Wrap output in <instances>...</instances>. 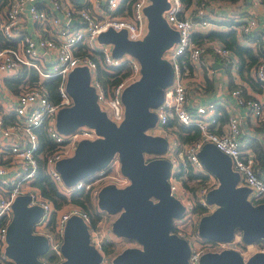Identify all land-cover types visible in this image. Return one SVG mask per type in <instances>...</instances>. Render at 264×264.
I'll list each match as a JSON object with an SVG mask.
<instances>
[{
  "label": "built area",
  "instance_id": "obj_1",
  "mask_svg": "<svg viewBox=\"0 0 264 264\" xmlns=\"http://www.w3.org/2000/svg\"><path fill=\"white\" fill-rule=\"evenodd\" d=\"M48 2V8L38 7L36 0H3L0 5L3 7L0 10V264H14L4 253V248L6 227L12 217L11 204L18 195L27 196V206L39 207L40 215L32 223L31 233L45 238L46 252L55 259V264L63 259L60 251L61 237L64 222L70 215L82 219L86 225L88 242L98 252L99 263H104L108 258L101 249V242H112L115 237H123L113 233L115 237L112 239L107 235L104 237L96 226L90 225L87 214L76 205L66 204L64 208L54 209L51 202L39 193L33 180L38 159L43 158L46 173L64 194L74 189H83L96 195L99 188L96 183L104 177L115 179L117 186L127 183L125 176L113 174L112 170L118 172L119 168L118 158L113 156L106 169L65 185L55 169V162L70 156L79 140H92L98 136L92 127L86 125H78L64 135L55 127V115L60 108L72 104L65 89L68 72L75 66L83 65L87 69L88 84L92 87L98 108L113 123L121 121L123 104L120 93L128 83L139 77V63L126 52L113 56L110 43L98 42L97 46L94 43L97 42V35L108 28L114 31L123 29L127 39L140 40L146 32L143 7L149 0H100L92 10L88 9L86 2ZM167 2L163 17L167 26L177 32V40L168 49L172 76L170 83L162 89L160 102L151 108L155 114L154 125L160 131L151 135L163 136L167 144L160 154L143 153V159L161 157L170 165L166 178L169 193L182 207L181 214L171 220L170 233L187 242L188 264H198V257L203 253L225 248L234 249L242 256L239 247L247 243L241 240L238 231H234L229 241L202 239L196 232L198 219L215 208V204L206 201L205 195L217 185L216 178L203 167L197 152L208 142L225 153L229 157L231 170L237 174L236 185L247 187L246 200L251 204L264 203V162L260 163L251 147L245 146L250 136L240 138L239 116L229 112L221 124L214 102L190 106L184 81L190 71L189 62L199 59L202 52L208 51V47L209 52L218 56L223 65L236 63L237 59L220 43L207 46L191 39L196 29L204 28L212 22L208 17L206 0H190L187 5L181 0ZM117 8H121V12H115ZM23 20L43 27L47 35H31L25 30L19 31ZM237 27V35L251 33L258 36L264 49V3L260 19L250 14L243 17ZM77 48L85 51L78 52ZM93 51L98 52V63L111 75L110 79H114L116 73L120 74L122 70L126 71L125 74L110 83L101 82L95 74L97 63L90 56ZM122 54L127 55V58L122 59ZM163 56L161 54L164 59ZM121 65L123 68H120ZM251 71L253 79L264 90V57L257 61ZM30 73H33L34 78L28 80ZM19 76L23 77L22 81L15 83L13 91L5 85L4 79ZM53 76L57 80L54 86L55 98L50 99L42 81ZM229 94L235 104L242 107L251 123L256 127L264 125L262 100L242 95L237 86L231 88ZM169 117L175 118L178 123L194 125L198 129V136L180 144L171 132L163 128ZM40 130L53 144L51 149L44 152L39 150ZM179 163L183 169L189 167L194 174L192 181L195 186L191 191L174 176ZM248 244L252 245L249 255L264 252L263 240ZM128 247H139V244L128 239Z\"/></svg>",
  "mask_w": 264,
  "mask_h": 264
},
{
  "label": "water",
  "instance_id": "obj_2",
  "mask_svg": "<svg viewBox=\"0 0 264 264\" xmlns=\"http://www.w3.org/2000/svg\"><path fill=\"white\" fill-rule=\"evenodd\" d=\"M167 7V0H149L143 7L146 32L140 40L127 39L123 29L111 28L96 37L98 42L112 44L113 56L126 52L139 63V77L120 93L123 117L118 124L110 121L95 103L83 65L68 72L65 89L72 104L60 108L55 115V127L60 132L86 125L98 136L79 140L70 156L55 162L65 185L106 169L113 154H117L120 173L127 178L125 185H104L95 195L101 211L116 213L110 222L112 233L139 244L114 254L112 264H188L187 242L170 233L172 218L182 212L180 203L169 193L166 178L170 165L161 157L143 159V153L160 154L167 144L163 136L145 132L155 123L151 108L160 102L162 89L172 76L170 64L160 56L177 40V32L167 26L163 17ZM197 156L217 180V185L205 195L215 208L198 219V236L229 241L238 231L243 242L264 241V203L251 204L246 200L248 189L236 185L237 174L231 170L229 157L208 142ZM26 202V195H18L12 201L4 253L14 264H42L39 257L46 252L45 238L31 233L40 209L37 205L27 206ZM60 251L63 259L57 264L99 263L98 252L88 242L86 225L76 215L64 222ZM198 264H264V252L243 259L236 250L225 248L201 254Z\"/></svg>",
  "mask_w": 264,
  "mask_h": 264
},
{
  "label": "crops",
  "instance_id": "obj_3",
  "mask_svg": "<svg viewBox=\"0 0 264 264\" xmlns=\"http://www.w3.org/2000/svg\"><path fill=\"white\" fill-rule=\"evenodd\" d=\"M73 3L86 2L89 6L88 9L92 10L96 3L100 0H69ZM38 7L48 8V0H36ZM208 5V17L212 19L206 27L198 28L191 34V39L197 42L198 36L207 33L209 30H226L228 25L224 23V20L229 19L233 22L231 25L235 31L238 29V25L243 17L248 15H255L259 19L261 18V11L263 9L262 1L254 0H206ZM3 10V7H0ZM260 28V27H259ZM29 32L31 35H47V31L38 25H34L27 21L20 23L19 31ZM236 34V33H235ZM243 34H236L237 40L244 42L242 39ZM199 43V42H197ZM201 44L210 46L213 43H219L215 39H207ZM98 41L94 43L97 46ZM250 45H253L250 43ZM263 50L264 49L261 47ZM208 51L202 52L199 59L189 62L190 71L185 76L184 81L186 84L187 100L190 106L197 104H205L207 102H214L219 108V122L222 124L225 121L226 114L229 112H235L240 119L241 137L256 136L257 139L264 145V125L255 126L251 123L250 118L244 115L242 107L235 104L234 99L229 94L231 87H239L241 94L248 97H256L263 101L264 104V90L263 87L257 83L252 77V71L249 69L248 77L252 82L246 80L241 76L237 69L236 63H228L223 65L221 59ZM93 54V52H92ZM237 59V58H236ZM224 112V116H220L221 112ZM158 134V133H157ZM121 187V186H118Z\"/></svg>",
  "mask_w": 264,
  "mask_h": 264
},
{
  "label": "trees",
  "instance_id": "obj_4",
  "mask_svg": "<svg viewBox=\"0 0 264 264\" xmlns=\"http://www.w3.org/2000/svg\"><path fill=\"white\" fill-rule=\"evenodd\" d=\"M264 3V0H261ZM184 5H187L190 0H181ZM3 3V0H0V5ZM115 12H121V8H117ZM224 23L228 25V29L226 30H209L207 33L198 36L197 42H202L207 39H215L220 44L228 48L232 54L237 58V71L243 77L246 78L249 82L250 77H248L249 69H251L257 61L264 57V52L260 48L261 42L258 36L252 35L251 33L243 34L242 39L243 43L237 40L236 31L231 26L233 24L229 19L224 20ZM252 43L253 45H250ZM78 52H84L85 49L77 48ZM95 62L96 66V77L100 79L101 82L105 81H115L119 77L123 76L126 71H122L120 74L116 73V77L114 79H110V74L104 71L101 65L98 63L99 54L97 51H93V54L90 55ZM123 68V65L120 66ZM119 68V69H120ZM119 71V70H118ZM22 76L17 78H6L4 79L5 85L14 90L15 83L22 81ZM28 80L34 78L33 73L28 75ZM57 80L56 77L45 78L42 81V85L47 90V96L50 99L55 98L54 86ZM233 88V87H231ZM216 110L219 108L215 105ZM225 113L222 111L220 116H224ZM163 128L168 132H171L180 144H185L190 142L192 139L198 136V129L194 125H185L182 123H178L175 118L169 117L167 121L163 124ZM242 139H246L242 138ZM248 141L245 142V146L251 147L254 151L255 156L259 160L260 163L264 162V145L258 141L257 138L251 136L247 137ZM38 141H39V150L41 152L47 151L53 147L51 141L46 137L45 133L40 130L38 132ZM180 148V147H178ZM178 170L174 172V176L176 179L180 181V183L188 188L190 191L193 190L195 186V182L192 181L194 174L191 172L190 168L183 169L178 165ZM33 184L39 190V193L45 197L47 200L51 202V205L54 209H59L62 205L73 204L81 208L88 216V221L91 226H95L96 222L102 216L103 212L99 209H96L94 203V195H92L88 190L83 189H74L68 194H64L62 189L51 180L48 174L45 171V162L43 158L38 159L37 170L33 180ZM53 215V214H52ZM101 249L103 250L105 256L109 258L116 252L113 247V243L109 241L101 242ZM41 261H55V259L48 253L45 252L40 256ZM107 260V261H108ZM55 264V263H53Z\"/></svg>",
  "mask_w": 264,
  "mask_h": 264
},
{
  "label": "rangeland",
  "instance_id": "obj_5",
  "mask_svg": "<svg viewBox=\"0 0 264 264\" xmlns=\"http://www.w3.org/2000/svg\"><path fill=\"white\" fill-rule=\"evenodd\" d=\"M171 48H169L170 50ZM169 50L168 49H165L164 51H162V56L164 57V60L166 62L169 63V59H168V54H169ZM161 56V55H160ZM121 58L122 59H126L127 58V55L125 54H122L121 55ZM123 71V70H122ZM146 133H149V134H157V133H160V131L156 128V126L154 125L153 127H149L145 130ZM65 135V133H63ZM112 156H117V154H113ZM113 174H121L120 171H119V168H118V172H114V170H112ZM122 175V174H121ZM106 186V185H115L117 186L118 185V182L115 180V179H112V178H107V177H104L102 178L101 180H99L97 183H96V186L99 187V189L102 187V186ZM94 203H95V206H96V209L100 210V208L98 207L97 205V200H96V196L94 195ZM66 205V203L64 205H62L60 208H64ZM101 211V210H100ZM103 214L102 216L99 218V220L96 222L95 226L96 228L103 234L104 237L109 236L111 237V239L115 236L112 235V231L110 229V222L112 221V219L115 218L116 216V213H106L105 211H102ZM92 235H94V233H92ZM114 241H112L113 243V247L116 249L115 253H118L121 249H124L126 247H128V239L123 237L121 239H118V238H114L112 239ZM105 241H108V240H105ZM111 242V241H110ZM228 246H230L229 244H227ZM252 249V245L250 244H244L243 246H240L239 247V250L241 251V254H242V257L243 258H246L249 256V253ZM113 254V255H114ZM113 255L109 258V260L105 263H108V262H111L112 260V257ZM40 259V257H39ZM104 264V263H102Z\"/></svg>",
  "mask_w": 264,
  "mask_h": 264
},
{
  "label": "flooded vegetation",
  "instance_id": "obj_6",
  "mask_svg": "<svg viewBox=\"0 0 264 264\" xmlns=\"http://www.w3.org/2000/svg\"><path fill=\"white\" fill-rule=\"evenodd\" d=\"M42 262V264H53V263H55V261H41ZM107 262V261H106ZM57 264V263H56ZM98 264H102V263H98ZM104 264H112L111 262H108V263H105L104 262Z\"/></svg>",
  "mask_w": 264,
  "mask_h": 264
}]
</instances>
